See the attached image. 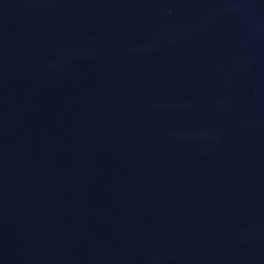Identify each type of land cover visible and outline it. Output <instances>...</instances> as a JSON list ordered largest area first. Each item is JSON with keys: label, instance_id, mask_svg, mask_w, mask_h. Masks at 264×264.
Returning <instances> with one entry per match:
<instances>
[{"label": "water", "instance_id": "1", "mask_svg": "<svg viewBox=\"0 0 264 264\" xmlns=\"http://www.w3.org/2000/svg\"><path fill=\"white\" fill-rule=\"evenodd\" d=\"M0 264H264V0H0Z\"/></svg>", "mask_w": 264, "mask_h": 264}]
</instances>
